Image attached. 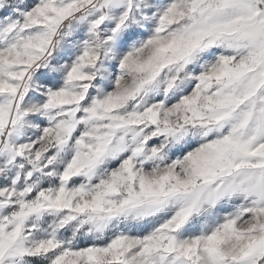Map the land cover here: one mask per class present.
<instances>
[{
  "label": "snow or ice",
  "instance_id": "1",
  "mask_svg": "<svg viewBox=\"0 0 264 264\" xmlns=\"http://www.w3.org/2000/svg\"><path fill=\"white\" fill-rule=\"evenodd\" d=\"M0 264H264V0H0Z\"/></svg>",
  "mask_w": 264,
  "mask_h": 264
}]
</instances>
